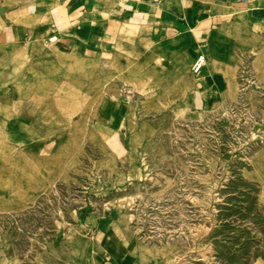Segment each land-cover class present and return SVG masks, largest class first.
Listing matches in <instances>:
<instances>
[{
	"label": "rangeland",
	"instance_id": "374dc122",
	"mask_svg": "<svg viewBox=\"0 0 264 264\" xmlns=\"http://www.w3.org/2000/svg\"><path fill=\"white\" fill-rule=\"evenodd\" d=\"M226 2L167 1L211 37L178 92L122 64L164 48L125 21L86 53L8 42L60 0H0V264H264V0Z\"/></svg>",
	"mask_w": 264,
	"mask_h": 264
},
{
	"label": "crops",
	"instance_id": "0c3cea01",
	"mask_svg": "<svg viewBox=\"0 0 264 264\" xmlns=\"http://www.w3.org/2000/svg\"><path fill=\"white\" fill-rule=\"evenodd\" d=\"M167 1L169 0H60L59 5L50 8L44 19L40 20L41 24L33 30L27 26L17 28L8 25L5 33L8 42H11V34H29L33 31L44 35V38H51L58 49L72 48L86 53L100 47L103 42L110 48L113 45L111 40L114 38L116 42L119 39L116 21H125L128 28H138L140 33L151 35V38L162 43L164 48L158 49L156 55H151L150 51L145 49L138 57H134L133 61L123 59L122 64H142L144 61L160 66L167 73L166 80L179 81L178 92H185L184 85L181 84L185 76L182 68L189 63L191 69L199 53L208 54L211 37H206L207 32L204 29L201 39L192 34L196 24L186 31L185 25L174 20L175 16L181 18L180 10L169 7ZM217 1L227 3L226 0ZM186 13L190 17L194 16L190 8H186ZM196 39L200 41L197 42ZM180 52H184L182 62L177 59ZM148 53L150 57L144 58L143 55ZM157 56H160V61L155 59ZM204 72L200 80L193 75L201 87L207 86Z\"/></svg>",
	"mask_w": 264,
	"mask_h": 264
},
{
	"label": "built area",
	"instance_id": "2783aa9c",
	"mask_svg": "<svg viewBox=\"0 0 264 264\" xmlns=\"http://www.w3.org/2000/svg\"><path fill=\"white\" fill-rule=\"evenodd\" d=\"M205 68H206V54L204 52H201L198 54V56L195 58V60L192 63L191 72L198 80H200Z\"/></svg>",
	"mask_w": 264,
	"mask_h": 264
},
{
	"label": "bare ground",
	"instance_id": "6f19581e",
	"mask_svg": "<svg viewBox=\"0 0 264 264\" xmlns=\"http://www.w3.org/2000/svg\"><path fill=\"white\" fill-rule=\"evenodd\" d=\"M245 7V6H244ZM192 30V29H191ZM106 57V56H105ZM208 65V61H207V55H206V66ZM149 78H151V76H149ZM187 112L186 109H179L178 111V115H184Z\"/></svg>",
	"mask_w": 264,
	"mask_h": 264
}]
</instances>
